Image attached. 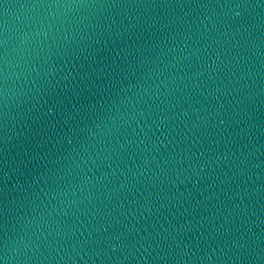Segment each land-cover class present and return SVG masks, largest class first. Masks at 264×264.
<instances>
[{
  "label": "water",
  "instance_id": "obj_1",
  "mask_svg": "<svg viewBox=\"0 0 264 264\" xmlns=\"http://www.w3.org/2000/svg\"><path fill=\"white\" fill-rule=\"evenodd\" d=\"M53 2L0 0V23L15 42L50 19L16 8ZM78 2L98 6L0 99V225L39 245L27 264H264V2Z\"/></svg>",
  "mask_w": 264,
  "mask_h": 264
},
{
  "label": "clouds",
  "instance_id": "obj_2",
  "mask_svg": "<svg viewBox=\"0 0 264 264\" xmlns=\"http://www.w3.org/2000/svg\"><path fill=\"white\" fill-rule=\"evenodd\" d=\"M264 2V0H262ZM96 4H86L78 2V0H64V2L53 3H26L19 5L16 10V19H20L23 15L19 10H38L46 9L50 19L47 24L44 23L43 18L39 20L40 26L34 32L16 33L15 42L9 36L10 23L9 17L12 15V9L5 6L4 20L0 23V99H2L4 106L7 107L11 98L13 89L10 87V80L19 79L22 73L31 72L35 68L25 67V57L31 54L32 49L28 47L30 43H36L38 46L43 43L39 41L40 36L48 37L52 29L57 26H63L64 21L60 19L61 16L66 15L68 12H76L85 8H96ZM107 5H99V7H106ZM200 7H229L232 9H242L249 7L242 3H233L229 5H199ZM254 7V6H253ZM241 13L236 12L235 15L239 16ZM17 54V55H14ZM13 69L19 71L13 72ZM223 123V121H221ZM123 147V145H121ZM0 228L3 230V235L0 237V264H27L28 261L34 259L32 256L27 255V250L31 248L33 252L39 248L38 244L32 247V243L20 236L19 239L9 235V225L7 215ZM211 259V256H209Z\"/></svg>",
  "mask_w": 264,
  "mask_h": 264
}]
</instances>
